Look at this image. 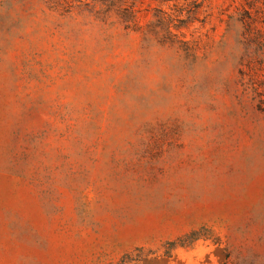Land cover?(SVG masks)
<instances>
[{
  "label": "rangeland",
  "instance_id": "obj_1",
  "mask_svg": "<svg viewBox=\"0 0 264 264\" xmlns=\"http://www.w3.org/2000/svg\"><path fill=\"white\" fill-rule=\"evenodd\" d=\"M101 1L0 0V264H264V0Z\"/></svg>",
  "mask_w": 264,
  "mask_h": 264
},
{
  "label": "trees",
  "instance_id": "obj_2",
  "mask_svg": "<svg viewBox=\"0 0 264 264\" xmlns=\"http://www.w3.org/2000/svg\"><path fill=\"white\" fill-rule=\"evenodd\" d=\"M248 5H251V2L247 1ZM111 10H114L117 14V16L120 19V22L122 23L123 27L126 29H137V22H136V15L135 12L126 6H123L122 4H117L115 2V0H103L101 1V4L99 6V8L96 10L99 13H102L103 15L108 14V12H110ZM243 11L246 14V16H242L241 20H243L244 22H246L247 19H250L251 21H253V18L250 14V11L243 9ZM246 17V18H245ZM260 32V31H259ZM252 37L250 38V41H252ZM264 81V78H263ZM255 92L257 93V95L259 96V101L261 104H264V98H262V96H260L261 94L258 93L257 89H254ZM195 232H192V235H194ZM197 237H193L191 240L194 241L196 240ZM170 246L171 249L176 248L178 246L183 247L186 246V244L182 243V242H177V241H171L170 242Z\"/></svg>",
  "mask_w": 264,
  "mask_h": 264
}]
</instances>
